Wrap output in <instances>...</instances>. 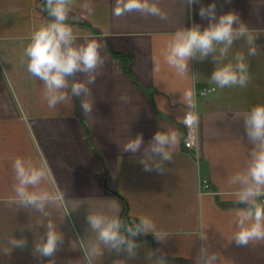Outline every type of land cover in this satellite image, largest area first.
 <instances>
[{"label":"crops","instance_id":"1","mask_svg":"<svg viewBox=\"0 0 264 264\" xmlns=\"http://www.w3.org/2000/svg\"><path fill=\"white\" fill-rule=\"evenodd\" d=\"M157 2L167 20L139 13L117 18L115 0H75L67 23L78 41L97 40L105 60L101 75L90 85L94 106L86 117L79 97L69 107L49 108L42 81L27 71L24 50L30 32L47 18L44 1L0 0V264H48L52 258H39L32 251L45 233L37 226L40 219H51L64 235L55 264H89L80 248L81 240L95 239L87 215L111 202L125 223L146 215L167 236L159 241L152 233L139 235L134 257L105 251L93 264H152L159 258L165 264H198L202 247L223 257L224 264H264V244L242 246L231 240L235 214L243 205L236 203L234 188L227 183L228 176L243 168L252 148L242 118L235 117L264 103V0H200L205 6L215 2L217 15L237 12L257 35V54L247 57L248 85L224 89L209 81L215 68L211 55L190 60L187 79L166 69L154 72L153 59L177 29L208 23L199 16L198 4L189 10L184 0ZM84 3L93 8L91 14L81 7ZM237 51L247 54V45L237 41L232 54ZM75 79L84 75L77 73ZM205 86L215 90L197 95L196 89ZM184 90L195 92L199 157L182 145L181 119L188 109L181 102ZM122 95L129 97L127 103L119 99ZM168 129L177 130L181 140L163 173L145 171L141 153L122 150L130 137L142 134L148 144L155 132ZM14 156L47 162L49 187L64 194V204L49 209L50 217L9 203ZM203 179L210 189H202ZM202 231L206 241L199 237ZM12 236L26 239L27 245L4 255Z\"/></svg>","mask_w":264,"mask_h":264},{"label":"clouds","instance_id":"2","mask_svg":"<svg viewBox=\"0 0 264 264\" xmlns=\"http://www.w3.org/2000/svg\"><path fill=\"white\" fill-rule=\"evenodd\" d=\"M74 4L75 0H44L47 18L30 32L24 56L27 58L28 73L42 81V97L49 108L61 105L69 107L73 97H79L82 111L88 117L93 113L94 106V101L89 99L92 95L90 85H94L101 75L99 69L104 67L105 60L97 40L78 41L73 27L67 23ZM184 4L189 10L193 4H198L199 16L208 23L203 28L199 23H193L190 27L177 29L159 56L153 59L154 72L160 73L166 69L176 77L187 79L191 76L189 61H202L211 55L215 64L209 78L211 83L220 89L246 87L251 78L247 57L257 54V35L237 12L227 11L217 15L215 2L205 6L200 0H184ZM81 7L89 14L93 12L89 3ZM130 13H139L145 18L168 19V14L161 9L157 0H115V17ZM237 41L247 45V54L243 51L232 54ZM77 73H82L84 79H75ZM119 99L123 103L129 101L127 95ZM181 102L188 107L185 126L194 127L198 121L194 90H184ZM235 118H242L252 148L243 168L227 178V183L234 188L236 203L243 205L235 214L231 240L242 246L264 244V103L251 106ZM180 140L181 136L175 129L159 130L148 144L144 143L142 134L130 137L122 150L132 154L141 153L139 159L145 171L163 173L165 163L173 161ZM10 160L14 193L9 199L10 204H15L18 209L35 211L45 218L51 216L49 209L64 204V194L58 188L49 187L51 170L46 161L23 156H14ZM115 209V203L111 202L103 211H89L87 215L89 230L95 233V239L88 242L81 240L80 248L89 264L102 258L105 251L125 252L129 258L134 257L138 248L135 238L139 235L152 233L159 241L167 236L157 231L150 217L139 215L132 223H125ZM37 226H43L45 233L34 241L33 255L52 258L48 264H55L54 258L64 242V235L51 219L47 223L40 219ZM199 237L207 240L204 231ZM26 245V239L12 236L9 247L2 249V252L7 255L14 247L24 248ZM152 264H165V261L159 258ZM198 264H224V259L202 247Z\"/></svg>","mask_w":264,"mask_h":264},{"label":"built area","instance_id":"3","mask_svg":"<svg viewBox=\"0 0 264 264\" xmlns=\"http://www.w3.org/2000/svg\"><path fill=\"white\" fill-rule=\"evenodd\" d=\"M44 1V0H43ZM215 90L213 86H205L201 89H196L197 95H206L211 93ZM188 109L185 110L183 117L181 119V125L183 128V135H182V145L187 149V151L194 154L196 157L200 156V138L198 132V125L196 124L194 127H186L184 124L185 115ZM201 187L204 190H208L211 188V184L208 179H203L201 182Z\"/></svg>","mask_w":264,"mask_h":264},{"label":"trees","instance_id":"4","mask_svg":"<svg viewBox=\"0 0 264 264\" xmlns=\"http://www.w3.org/2000/svg\"><path fill=\"white\" fill-rule=\"evenodd\" d=\"M128 62H124V65L126 66ZM124 222H126V220H124Z\"/></svg>","mask_w":264,"mask_h":264}]
</instances>
